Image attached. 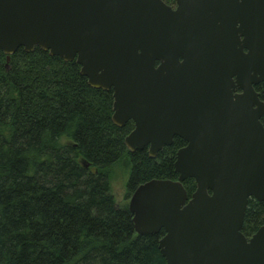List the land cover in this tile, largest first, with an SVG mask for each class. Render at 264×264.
Wrapping results in <instances>:
<instances>
[{
	"label": "water",
	"instance_id": "obj_1",
	"mask_svg": "<svg viewBox=\"0 0 264 264\" xmlns=\"http://www.w3.org/2000/svg\"><path fill=\"white\" fill-rule=\"evenodd\" d=\"M177 1L0 0V50L7 64L36 47L75 60L90 87L112 91L113 123H133L130 152L185 142L178 179L128 202L138 235L163 231L166 264H264V225L242 234L248 200L264 202V0Z\"/></svg>",
	"mask_w": 264,
	"mask_h": 264
},
{
	"label": "trees",
	"instance_id": "obj_2",
	"mask_svg": "<svg viewBox=\"0 0 264 264\" xmlns=\"http://www.w3.org/2000/svg\"><path fill=\"white\" fill-rule=\"evenodd\" d=\"M75 60L35 48L0 50V264H166L163 231L138 235L128 203L110 180L128 174L126 199L151 180H177L174 138L155 158L125 144L130 121H112V91L88 85ZM264 100V89H256ZM188 196L193 179L183 182ZM264 225V202L250 198L242 234Z\"/></svg>",
	"mask_w": 264,
	"mask_h": 264
},
{
	"label": "rangeland",
	"instance_id": "obj_3",
	"mask_svg": "<svg viewBox=\"0 0 264 264\" xmlns=\"http://www.w3.org/2000/svg\"><path fill=\"white\" fill-rule=\"evenodd\" d=\"M128 179V174L124 172L120 167H116L113 176L110 180L111 193L118 205H124L128 203L126 199L125 185Z\"/></svg>",
	"mask_w": 264,
	"mask_h": 264
},
{
	"label": "flooded vegetation",
	"instance_id": "obj_4",
	"mask_svg": "<svg viewBox=\"0 0 264 264\" xmlns=\"http://www.w3.org/2000/svg\"><path fill=\"white\" fill-rule=\"evenodd\" d=\"M161 2H162L166 7L170 8L172 11H175V10L178 8V1H177V0H161ZM257 88H258L259 90H263V89H264V83H263V82H260L258 85H256V86L254 87V90H255L256 92H257V90H256ZM236 92H240V90L237 89ZM257 93L259 94V99H260L261 102H263V104H264V100L261 99V97H260V96H261L260 93H259V92H257ZM263 97H264V96H263ZM260 121H261V123H262V125H263V127H264V116L261 117Z\"/></svg>",
	"mask_w": 264,
	"mask_h": 264
}]
</instances>
